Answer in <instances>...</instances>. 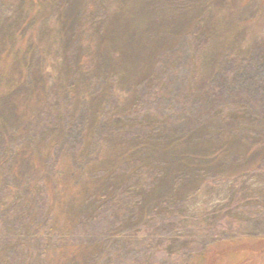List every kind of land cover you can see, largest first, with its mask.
<instances>
[{
    "label": "trees",
    "instance_id": "1",
    "mask_svg": "<svg viewBox=\"0 0 264 264\" xmlns=\"http://www.w3.org/2000/svg\"><path fill=\"white\" fill-rule=\"evenodd\" d=\"M15 3L11 46L16 44L18 74L3 93L11 108L0 109V139L8 114L16 124L11 154H0V170L7 161L8 175L19 169L9 176L18 182L24 176L26 191L14 201L16 209L0 208V264H138L146 256L188 264L194 253L241 230L264 236V206L258 204L251 205L248 219H215L177 252L160 251L152 231L208 178L264 169V75L255 73L264 67V39L240 49L244 29L236 26L246 18L233 17L237 6H228V0H140L138 7L127 0ZM225 9L232 11L222 32L235 30L220 40L216 16ZM189 10L190 21L212 18V37L198 26L192 39L205 41L208 49L217 45L219 52L202 58L209 73L196 81L197 67L191 77L195 87L185 86L187 95L178 103L189 112L180 118L162 113L147 125L114 126L118 117L152 108L147 100L165 98L159 77L171 67L170 59L158 61L165 50L145 48L150 37L167 47L176 33L158 37L148 26L162 25L167 15L184 21L180 15ZM27 30L23 46L19 40ZM128 42L138 47L137 54L130 49L131 59L150 54L148 61L123 67ZM52 47L60 61L50 63L54 73L48 75L45 56ZM133 65L138 78L128 76ZM249 80L255 89L247 87ZM252 92L261 100L251 101ZM1 184L8 187L0 171Z\"/></svg>",
    "mask_w": 264,
    "mask_h": 264
},
{
    "label": "rangeland",
    "instance_id": "2",
    "mask_svg": "<svg viewBox=\"0 0 264 264\" xmlns=\"http://www.w3.org/2000/svg\"><path fill=\"white\" fill-rule=\"evenodd\" d=\"M16 1L18 0H0V94L2 93L0 95L2 98L0 100V109H5L6 107L11 108V104L9 105L7 100L3 101V93L6 92L9 85L8 80H11V78H14L18 74L14 66L16 44L11 46V41L13 40L11 33L14 31V22L16 19L14 13ZM27 1L28 0H26V2ZM127 1L135 5V7L139 6L138 3L140 4V0ZM136 1L137 3H135ZM233 5L237 6V10L239 11V13L233 17L238 18V16H240L243 19L246 18L245 20L241 19L243 21L236 26V30L244 29V36L238 45L240 49L248 50L256 41L264 39V0H228V6ZM11 8L12 11L14 10L13 12H10ZM27 8L26 4L25 9ZM229 11L232 10L225 9L224 12H220L216 16L220 40L228 37L229 34L235 30L231 28L230 32H222L223 20L228 17ZM189 13L191 14L192 12L189 10L187 13L180 15V17H183L184 21L177 22L176 17L167 15L164 17L162 25H160L159 22H154V25L148 26V30L151 34L154 31H158V37H161L163 34H168L170 36V31L176 33L175 36H171L173 37L171 40L172 43L167 45V47L161 45L159 41L153 37L149 39L144 37L142 40L145 42L144 40L147 39L148 43H146L148 45L145 49L148 51H152L151 45L156 51L160 49L165 50L162 51L163 54L157 59L158 61L168 57V59H170L171 67L169 65L165 68L163 76L159 77L160 84L162 85V93L163 95L165 94V98L147 100L148 104L151 103L150 106L152 108H150L149 105H144L141 111L136 114H131L126 119L118 117L113 121L114 126L130 127L133 125H147L157 122V116L162 115V113L168 114L171 117L170 112H173L175 116L178 117L172 118H180V116L189 112L187 106L185 107L182 103H178L187 95L185 91L186 84L187 88L190 84L195 87L194 82L192 81L191 83V77L193 71H195L197 67L199 70L196 72V81H199L201 75H207L209 73L210 65H205L202 58H206L208 56L207 54H210L211 57L219 54L217 45L209 47L208 49L204 46L205 41L200 44V40L198 38L192 39L191 35L194 33V29L200 26V28H203V31L206 32V35H209L211 38L212 35H210L208 31H210L212 27V18L209 19L208 15H204L202 19H197V21L193 22V20L190 21ZM146 15L145 13V16ZM149 15L153 14H148L147 16ZM128 17L132 18V22L140 27V24L135 20L137 18L133 15H129ZM137 20L139 21V19ZM135 28L137 29V27ZM17 34L18 37H20L21 29L15 31L16 36ZM28 35L29 33L27 30L22 39L19 40V43L21 42L23 46L27 43ZM166 39L163 42H166ZM53 40L55 41V38L51 41ZM212 40H214V38H212ZM114 41L116 43L118 42L115 37ZM55 44H57L56 41L52 46L54 45L55 47ZM128 44H130L129 48L127 50L125 49V58L122 61L123 67H129V61L134 64L137 62L143 64L148 61L147 59L150 54L143 57L144 59H131L130 49L136 51L137 54L138 47L136 42L133 45L130 42H128ZM197 45L198 47H196ZM55 49L56 48L52 47L50 51L48 50V52H46L47 57L45 56L46 66L44 68V73L48 75L54 73V69L50 66V63H57L60 61L59 57L55 56V54H57ZM167 53L168 55L164 58L163 55ZM189 55L190 59L187 58ZM156 58L157 57H155V59ZM200 60L202 61L201 64ZM175 62L176 67L174 66V69H172ZM134 66L135 65L131 66L132 71L129 72L130 75L128 76L138 78L139 70ZM255 73H257L256 75L258 78L262 77L264 75V67L259 68ZM198 75L200 77H198ZM253 81L254 80L247 81V87L250 85L255 89L256 85ZM160 88L161 87H159V89ZM254 91L259 92L258 89ZM120 94L123 93L120 92ZM251 94V101H258L260 99L259 93L252 92ZM28 107H30L29 104ZM237 115L238 114L235 113V115H231L229 119H234ZM14 118V116L12 117L8 114V117L1 122L4 124V127H1V129L6 133L4 132L5 135L2 136L3 140L0 139V154H11L14 141L10 139V135L13 133L14 125L16 124L13 121ZM6 163V166L10 168L9 162L7 161ZM6 166H1L0 170L8 184L7 188L3 187V184L0 186L2 198V201H0V208L8 210L14 207V209H16V206L13 204L14 201L20 197L21 193L25 194L24 191H26L24 190V188L26 189V185L22 182L25 178L24 176L22 178L18 177L19 182L16 179L14 181L13 177L9 175H12L13 171L19 174V169L9 172L11 174L8 175ZM21 203L22 202H20V204ZM255 204L264 206V169L239 171L238 173H234V171H224V174L219 179L210 177L203 181L197 188V191L188 195L184 203L177 208L173 215L170 212V215H172L170 218L162 216L164 219L158 220L159 223L153 225L152 231L157 236L155 246L160 249V251L177 252L182 247L191 244L197 236H202V232L219 217L226 216L248 219L251 213H253L251 205ZM261 216L264 217V211L261 212ZM153 259L154 257L151 256L142 257V261H139L138 264H166V262L161 259L157 261ZM190 259L188 264H264V236H251L245 234V232L241 230V234H238V236L236 235L235 238L217 241L208 246L205 250L194 253Z\"/></svg>",
    "mask_w": 264,
    "mask_h": 264
}]
</instances>
